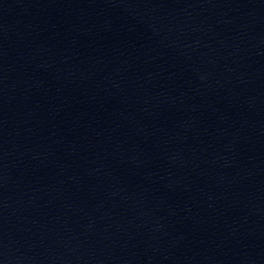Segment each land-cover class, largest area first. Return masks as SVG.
Wrapping results in <instances>:
<instances>
[{
  "label": "water",
  "instance_id": "1",
  "mask_svg": "<svg viewBox=\"0 0 264 264\" xmlns=\"http://www.w3.org/2000/svg\"><path fill=\"white\" fill-rule=\"evenodd\" d=\"M0 264H264V0H0Z\"/></svg>",
  "mask_w": 264,
  "mask_h": 264
}]
</instances>
